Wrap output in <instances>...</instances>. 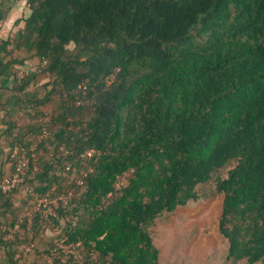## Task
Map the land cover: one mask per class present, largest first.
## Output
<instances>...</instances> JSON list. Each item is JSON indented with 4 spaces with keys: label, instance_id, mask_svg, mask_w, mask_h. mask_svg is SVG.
<instances>
[{
    "label": "trees",
    "instance_id": "1",
    "mask_svg": "<svg viewBox=\"0 0 264 264\" xmlns=\"http://www.w3.org/2000/svg\"><path fill=\"white\" fill-rule=\"evenodd\" d=\"M24 2L22 28L0 42V179L14 148L43 155L29 193L0 191V264H43L57 241L79 244L67 264H160V219L199 208L207 184L227 260L264 264V0ZM89 148L95 163L80 158ZM68 191L58 235L35 221L7 239L36 198Z\"/></svg>",
    "mask_w": 264,
    "mask_h": 264
},
{
    "label": "rangeland",
    "instance_id": "2",
    "mask_svg": "<svg viewBox=\"0 0 264 264\" xmlns=\"http://www.w3.org/2000/svg\"><path fill=\"white\" fill-rule=\"evenodd\" d=\"M47 110H49L48 106ZM34 145L31 149L34 154L28 157L30 163L39 171V157L43 155V150H35L38 143ZM45 149L52 151V147L49 146ZM37 172L30 174L28 179L33 178ZM20 190L29 193L31 189L25 182ZM203 190V204L199 208L181 214L171 213L160 219L158 240L155 242L160 251V264H246L227 260V243L218 234L214 222L219 214V206H216L217 198L209 184L205 185ZM35 200L27 209L33 207Z\"/></svg>",
    "mask_w": 264,
    "mask_h": 264
},
{
    "label": "built area",
    "instance_id": "3",
    "mask_svg": "<svg viewBox=\"0 0 264 264\" xmlns=\"http://www.w3.org/2000/svg\"><path fill=\"white\" fill-rule=\"evenodd\" d=\"M2 0H0L1 4ZM9 52H12L13 56H16V52H13L12 45L9 44L7 47ZM46 59L41 60V67L46 64ZM39 70V69H38ZM118 70H116L117 72ZM16 77L17 79H21L24 76V72L21 69H16ZM115 72V73H116ZM114 73V74H115ZM114 78L112 75L109 78H106V83L109 84ZM31 114H34L33 110L29 111ZM47 133L43 131L41 135V139L45 138ZM60 151L64 150V146L59 148ZM100 153L95 149L89 148L83 151L80 154V158L85 162H93L95 163L99 157ZM10 159L14 161V168L10 172L8 176H5L0 179V191L5 194L9 193L17 187L23 186L26 182L30 174H34L38 171V168L32 163H30L29 157L26 151L23 148H14L10 154ZM92 169L88 168V173L91 172ZM86 172V174H87ZM132 170H128L124 172L122 175L118 176L113 184V192L107 199H104V203L107 204V201H110L115 196L120 194L128 185V181L132 174ZM84 174V176L86 175ZM80 184V181L77 182ZM72 193L68 191L66 195L60 194L56 197H51L49 193L45 196L40 197L35 200L33 207L27 209L12 225L8 226L7 231V239L13 240L15 236L19 239H24L22 226L25 225V230L29 231L34 222L36 221L39 227V234L43 238L44 234L52 233L53 236L58 235L59 227L57 225V210L61 205H65L70 201ZM55 248L51 249L48 254H45L41 258V262L43 264H67L70 258H77L79 254V244L78 243H63L57 241L55 243ZM32 245L25 247L24 251L28 253L31 251ZM23 257L18 264H30L29 259Z\"/></svg>",
    "mask_w": 264,
    "mask_h": 264
},
{
    "label": "crops",
    "instance_id": "4",
    "mask_svg": "<svg viewBox=\"0 0 264 264\" xmlns=\"http://www.w3.org/2000/svg\"><path fill=\"white\" fill-rule=\"evenodd\" d=\"M25 0H4L1 9L4 11L3 18L0 20V42L5 36L9 35L13 37L14 33L22 28L23 20L29 15V9L24 2ZM29 65L26 68H30L31 66H36L38 64L37 59H32L27 62ZM39 84H43L45 81V77L39 76ZM7 85H9L7 83ZM1 86V83H0ZM7 96V95H6ZM5 100V99H4ZM4 100H2L4 102ZM46 110V108H45ZM3 116V112L0 111V134L3 131V125L1 122ZM4 145L3 138L0 136V162L3 161L4 157ZM0 166V171H1ZM31 262V260H29Z\"/></svg>",
    "mask_w": 264,
    "mask_h": 264
}]
</instances>
